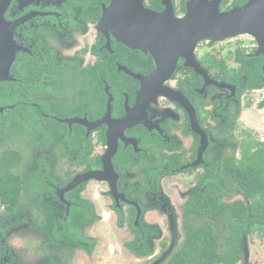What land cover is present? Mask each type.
I'll list each match as a JSON object with an SVG mask.
<instances>
[{"label": "flooded vegetation", "instance_id": "1", "mask_svg": "<svg viewBox=\"0 0 264 264\" xmlns=\"http://www.w3.org/2000/svg\"><path fill=\"white\" fill-rule=\"evenodd\" d=\"M190 1L144 0V7L156 14L170 9L175 18H183ZM215 1L225 12L249 0ZM110 3L111 0H11L3 14L4 29H12L19 50L9 80L0 84L16 85L18 114L26 122L31 113L33 121L32 125L21 123L13 129L20 138L14 149L20 153L21 161L10 174L19 175L27 183L33 178L28 197L34 210L24 219L21 199L17 207L20 215L9 222L0 201V264H13L7 239L12 227L31 228L43 237V243L46 238L36 230L40 219L35 212L42 208L56 211L60 224L72 205H78L72 201L75 193L74 200L93 208L92 201L83 197L91 184L102 192V198L108 199L106 207L111 213L117 215L118 210L129 219L130 222L125 220V229L132 241L131 226L146 228L147 215L170 202L166 189H178L174 181L194 179L181 208L197 188V179L205 173V167L216 171L220 160L230 159L233 153L235 159H242L243 142H256L252 151L264 146V140H256L240 128L247 122L243 111L247 102L243 105V98L264 88H249L258 81L253 82L252 75L249 79L247 65L235 57L240 50L248 57L259 58L260 73L256 77L264 81V57L255 55L257 42L254 48L239 46L233 52L227 44L221 54L216 44L202 41L193 52L194 67L187 66L180 57L162 86L159 78L143 86L156 70V61L150 51L131 49L117 42L110 31L105 32L104 10ZM250 70L256 73L255 64ZM161 87L175 92L176 99L159 93ZM263 100L257 111H264V106L259 107ZM8 108L13 110L12 106ZM72 119L86 123L65 122ZM5 131L0 134V155L13 140L7 137L9 126ZM29 132L32 134H24ZM202 140L205 147L201 150ZM109 149L117 176L116 190L124 201H115L109 182L95 179L82 182L61 199L59 191L75 176L103 171L102 159ZM83 159L90 161L89 169L81 162ZM197 159L202 162L194 166ZM30 162L33 171L26 174L23 169ZM42 257L47 259V254Z\"/></svg>", "mask_w": 264, "mask_h": 264}, {"label": "trees", "instance_id": "2", "mask_svg": "<svg viewBox=\"0 0 264 264\" xmlns=\"http://www.w3.org/2000/svg\"><path fill=\"white\" fill-rule=\"evenodd\" d=\"M235 57L236 61L247 65L249 79L253 76V82L258 81V84L251 83L249 88H264V81L256 77L260 73V59L248 57L240 50L235 52ZM252 64H255L256 73L250 70ZM17 101L16 85L0 84V107L4 109L0 113V134H6L5 127L9 126L11 131L8 134L13 136V140L0 155V201L5 205V215L9 222L20 215V208L17 207L21 199L32 191L34 184L33 178L27 183L19 175L10 174L12 170L18 169L21 161L20 153L14 149V144L20 138L14 134L16 132L13 129L21 123H28L26 126L33 123L30 120L31 113L28 115L30 119L22 122ZM10 106L13 110L8 108ZM263 106L264 100L259 104L260 108ZM24 134L31 135L32 132ZM256 147V142L252 140L243 142L240 144L242 159H235L233 153L230 159L220 160L216 171L205 167V173L197 179V188L181 205L180 242L160 264H237L243 255V239L254 233L264 234V146L252 151ZM81 162L86 164L87 169L91 166L88 159ZM237 195L240 198H235ZM74 198H77V193L73 194L72 201L78 205H72L65 221H60V224H57L56 211L42 208L35 212V216L40 219L36 230L46 238L41 245L47 254L46 264H57L59 261L65 263L72 258L76 249L82 250L84 246L87 247V253L91 251L93 243L82 235L81 228L94 223L97 217L89 204ZM200 200H204L205 204L198 208ZM115 212L120 226L123 222L122 213L118 210ZM125 220L130 222L129 219ZM131 227L134 239L125 242L124 247L141 259L150 253L147 236H155L157 232L145 227ZM161 246L166 248L163 242Z\"/></svg>", "mask_w": 264, "mask_h": 264}, {"label": "water", "instance_id": "3", "mask_svg": "<svg viewBox=\"0 0 264 264\" xmlns=\"http://www.w3.org/2000/svg\"><path fill=\"white\" fill-rule=\"evenodd\" d=\"M10 1L0 0V82L9 80L10 68L19 50L13 41L12 29H4L3 14ZM103 20L105 32L110 31L117 42L131 49L148 50L154 57L156 70L145 79L143 86L152 84L158 78L159 86H162V82L172 74L180 57L186 60L187 66L194 67L193 52L202 41L218 44L229 39L249 36L257 42L255 55L264 57V0H249L243 6L225 12L219 10L218 1L191 0L187 3L186 15L183 18H175L170 9L161 14L148 11L144 7V0H111L109 7L104 10ZM196 70L198 71L197 65ZM199 71L202 72L201 69ZM159 93L177 97L174 96L175 92L164 87H161ZM2 112L3 108L0 107V113ZM65 122L86 123L80 119ZM203 141L201 150L205 147ZM110 154L109 149L102 159L103 171L75 176L59 191L60 198L63 199L66 192L74 190L82 182L95 179L109 182L115 201L120 198L124 201V197L118 195L116 190L117 176L109 159ZM200 162L202 159H197L193 165Z\"/></svg>", "mask_w": 264, "mask_h": 264}, {"label": "rangeland", "instance_id": "4", "mask_svg": "<svg viewBox=\"0 0 264 264\" xmlns=\"http://www.w3.org/2000/svg\"><path fill=\"white\" fill-rule=\"evenodd\" d=\"M251 37L243 36L235 39H229L224 43L216 44L221 54L222 49H227L231 45V50L245 45L251 44ZM205 43V42H204ZM203 43V46L205 45ZM240 46V47H239ZM248 47V46H247ZM245 48L249 50L250 48ZM248 97V98H247ZM264 99V89L246 95L242 102L244 106V115L246 121L241 123V130L247 131L256 140H264V111H257L258 103ZM243 119V116H242ZM13 138V136H7ZM1 146V145H0ZM17 148V147H15ZM32 162L26 164L23 171L28 174L33 171ZM23 172V173H24ZM193 178H186L179 182H175L178 189L169 186L166 189L170 202L164 204L162 209L152 212L145 219V226L148 230L157 232L155 236H148L149 255L136 258L125 247L124 243L131 240L132 235L125 229V218L122 215V224L118 226V218L115 213H111L107 209L108 199L101 197V191L96 189L93 184L87 187V193H83V197L89 199L93 203V210L97 219L92 224L84 225L81 228L82 235L92 241L90 254H87V247L76 251L68 264H160L164 257L174 251L181 239L180 233V204L185 200L188 193V187L192 184ZM103 190L104 187L101 186ZM90 189V190H89ZM240 195L235 198H240ZM30 197L23 199V218L25 219L33 210ZM205 204L204 200L197 203V207L201 208ZM17 227V226H16ZM12 227L7 234L10 244V251L13 253V264H46L47 259L42 257L43 252L40 251L43 237L40 234L32 232L31 228L16 229ZM165 243L166 248H162L161 243ZM242 259L237 264H264V234L254 233L252 236L246 237L242 241ZM59 264H66L59 263Z\"/></svg>", "mask_w": 264, "mask_h": 264}, {"label": "built area", "instance_id": "5", "mask_svg": "<svg viewBox=\"0 0 264 264\" xmlns=\"http://www.w3.org/2000/svg\"><path fill=\"white\" fill-rule=\"evenodd\" d=\"M249 40H250L252 43H251V44L249 43L248 45H245V46H246V47L248 46L247 48H250V49H251V48H254V41H255V40H254L253 38H250ZM246 47L243 46V48H246Z\"/></svg>", "mask_w": 264, "mask_h": 264}]
</instances>
